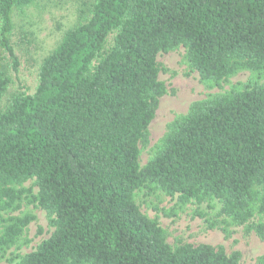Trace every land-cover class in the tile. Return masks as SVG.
Wrapping results in <instances>:
<instances>
[{"label": "trees", "instance_id": "16d2710c", "mask_svg": "<svg viewBox=\"0 0 264 264\" xmlns=\"http://www.w3.org/2000/svg\"><path fill=\"white\" fill-rule=\"evenodd\" d=\"M35 1L0 0L14 68L12 12ZM179 47L207 88L242 71L254 80L193 102L140 167L168 93L156 58ZM9 83L0 69V102ZM151 187L179 207L205 204L194 217L208 230L244 227L264 242V0H95L43 60L34 93L0 111V212L29 198L53 228L16 264H239L222 246L167 244L134 201ZM33 220L2 219L0 252Z\"/></svg>", "mask_w": 264, "mask_h": 264}, {"label": "rangeland", "instance_id": "374dc122", "mask_svg": "<svg viewBox=\"0 0 264 264\" xmlns=\"http://www.w3.org/2000/svg\"><path fill=\"white\" fill-rule=\"evenodd\" d=\"M94 3L95 0H36L28 7L12 12L13 27L9 40L17 65L14 68V61L0 46V69L10 79L0 102V111L6 108L13 96L34 93L43 60L58 46L67 30L90 18ZM108 41L111 43L112 36ZM184 55V48L179 47L168 53H160L156 58L160 68L158 80L164 83L168 93L159 100L155 117L148 127V146H139L140 167L146 164L153 145L165 134L167 126L175 117L186 114L193 102L208 95L228 92L233 87L254 80L251 73L242 71L219 88H207L199 82L197 73L190 71ZM24 187L31 188L33 194L37 193L33 180L25 183ZM29 200L23 199L16 210L0 212V235L2 219L25 215L34 217L17 242L0 252V264H16L20 256L34 251L53 232L45 212L36 204L29 203ZM134 201L143 215L157 220L171 247L180 243L222 246L228 255L233 252L240 254L239 264H259V258L264 256V242L254 232L247 233L244 227L234 228L232 235L227 238L217 229L208 230L200 218L194 217L197 209L206 211L205 204L179 207L177 197L166 196L153 187L136 191Z\"/></svg>", "mask_w": 264, "mask_h": 264}]
</instances>
